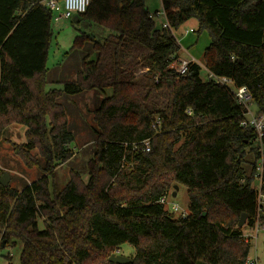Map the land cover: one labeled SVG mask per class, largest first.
<instances>
[{
  "label": "trees",
  "instance_id": "obj_1",
  "mask_svg": "<svg viewBox=\"0 0 264 264\" xmlns=\"http://www.w3.org/2000/svg\"><path fill=\"white\" fill-rule=\"evenodd\" d=\"M42 1L0 0V132L3 122L27 125L26 148L16 151L41 166L30 154L38 147L46 171L21 189L0 183V245L22 241V264H114L108 259L124 244L136 250L128 264H246L251 244L242 234L256 220V132L241 126L245 109L232 89L203 79L201 65L176 74L181 47L173 30L197 20V31L211 39L205 68L247 86L262 113L264 0H162L171 28L156 26L146 0H93L78 16L109 34L103 41L87 33L75 37L67 56L87 43L98 56L84 55L77 79L62 89H47L54 21ZM112 43L116 55L126 44L148 51L147 73L154 80L159 75L165 107L151 108L118 61L106 81L99 67ZM108 88L112 94L96 108L99 139L88 180L74 173L51 198L49 175L72 158L74 142L56 98ZM262 178L264 192V169ZM176 184L187 188L186 218L158 202ZM242 214L247 222L240 228Z\"/></svg>",
  "mask_w": 264,
  "mask_h": 264
},
{
  "label": "rangeland",
  "instance_id": "obj_2",
  "mask_svg": "<svg viewBox=\"0 0 264 264\" xmlns=\"http://www.w3.org/2000/svg\"><path fill=\"white\" fill-rule=\"evenodd\" d=\"M146 6L150 13L164 11L162 0H146ZM78 15L76 13L70 19H63L52 24L53 39L49 48L47 61L49 68L47 89H62L65 81L76 80L84 55L90 54V59L97 58L98 53L93 52L92 43H87L83 50H75L67 56V52L73 46L77 35L87 33L93 35L97 41H103L109 34V30L104 26L80 20ZM154 21L157 27H162L165 18L163 15L156 16ZM195 22V19H190L186 24L175 30L174 34L182 47V52H179L180 58L187 57L186 51H188L190 54L194 53L203 63V53L211 40L208 31L198 32L196 29H193L195 27L192 25ZM187 29L188 31H186ZM187 33L190 34L188 35ZM115 47L114 43L109 44L108 53L101 57L99 72L105 76L106 81H110L108 70L114 69L118 61L126 69L128 78L137 83L139 92L145 97L151 108L161 109L165 107L168 102L167 91L165 89H158L154 77L147 73L145 56L148 51L136 44H126L118 49L116 55ZM192 49L194 50L192 51ZM207 75L208 72L204 65H202V78L206 80ZM230 87L233 88L232 85ZM111 94V88L105 90V93H102L101 90L90 89L80 94L62 95L56 98L58 105L55 110L56 112L63 111L64 118H61L60 121L66 120L68 128L74 134V142L70 145L73 151L72 158L53 169L49 175L48 190L51 198H54L57 193L65 188L74 173L79 174L84 182L88 180V164L94 156L99 139L96 108L102 98ZM251 109L255 112L258 110V107L253 103ZM2 124L5 125L0 132L1 176L5 172L9 173V185L21 189L24 184H30L46 173L41 167L44 165V159L38 147L32 149L30 154L40 162L41 166L31 164L25 159L23 154L16 151V146H24L26 148L25 145L28 143L27 125L18 121L3 122ZM247 159L252 161L254 157L249 154ZM257 185L258 180H254L253 186L256 187ZM173 191L174 188L169 190L167 194L168 202L170 204L177 203L183 209H188L190 199L186 186L179 185L176 196H173ZM170 204L165 207H170ZM38 221L40 228H43L45 217L39 215ZM22 247V241L17 239L5 246L0 245V264H22ZM135 252L136 250L133 246L124 244L115 253L133 257ZM250 255L256 256L259 264H264L263 232L259 233L257 246L256 248H254V245L252 246Z\"/></svg>",
  "mask_w": 264,
  "mask_h": 264
},
{
  "label": "built area",
  "instance_id": "obj_3",
  "mask_svg": "<svg viewBox=\"0 0 264 264\" xmlns=\"http://www.w3.org/2000/svg\"><path fill=\"white\" fill-rule=\"evenodd\" d=\"M93 0H43V4L52 11L53 21L58 22L63 19H70L74 14L84 13L87 11ZM163 15L165 21L162 23L163 28H171L170 23L167 19L166 12L156 11L155 13H149V18L155 19L156 16ZM173 32H175L173 30ZM197 63L196 58L190 56L187 58H178L172 65L178 76H185L189 73L191 66ZM207 70V69H206ZM207 80H214L217 83L230 87L232 85V92L237 100L244 109V119L241 121V126L253 129L256 132V136L253 140L257 151L260 154V160L258 161L257 172L254 180H258L256 190V220L254 225L246 227L242 234V238L245 242L251 244V248L254 245L256 248L259 233L264 231V192H263V169H264V109L262 113L253 111L251 105L254 103L253 96L247 86H237L232 78L226 76H219L208 71ZM156 82L159 81V75L156 76ZM191 113V109L187 110ZM161 120L157 118L155 130H158L157 126H160ZM144 149L150 151V139L145 140ZM159 203L165 206L170 204L168 202V195L162 196ZM175 218H186L189 215L188 209H183L177 203H171L170 207L166 208ZM246 264H259V260L256 256L249 255Z\"/></svg>",
  "mask_w": 264,
  "mask_h": 264
},
{
  "label": "water",
  "instance_id": "obj_4",
  "mask_svg": "<svg viewBox=\"0 0 264 264\" xmlns=\"http://www.w3.org/2000/svg\"><path fill=\"white\" fill-rule=\"evenodd\" d=\"M10 180V175L9 173L5 172L1 177H0V183L3 186H8ZM179 189V185L174 186V191H173V196L177 195V190ZM206 215V213H205ZM247 222V214H242L239 222H238V227L242 228L246 225ZM2 246H5V242L2 243ZM109 262L114 263V264H128L132 261V259L128 256H125L123 254H118V253H113L109 257Z\"/></svg>",
  "mask_w": 264,
  "mask_h": 264
},
{
  "label": "crops",
  "instance_id": "obj_5",
  "mask_svg": "<svg viewBox=\"0 0 264 264\" xmlns=\"http://www.w3.org/2000/svg\"><path fill=\"white\" fill-rule=\"evenodd\" d=\"M189 21V20H188ZM187 21V22H188ZM186 22V23H187ZM186 23H184V24H186ZM192 26H194L195 28H193L194 30L196 29H198V22H197V20H196V22H195V24H193ZM186 31H188V29L186 30ZM188 35L190 34V33H187ZM211 40V39H210ZM209 46V45H208ZM180 47H181V45H180ZM194 49H192V51H193ZM181 52H182V47H181V50H180ZM186 51V50H185ZM186 53H187V57H190V56H192V57H194V58H196V60H197V63L199 64V65H201V67H202V65H204L201 61H200V59H199V57H197L194 53H189L188 51H186ZM204 54V53H203ZM187 57H181V58H187ZM179 58H180V56H179ZM205 67V66H204ZM261 232H263L264 233V231H261ZM259 238V237H258ZM256 246H257V244H256Z\"/></svg>",
  "mask_w": 264,
  "mask_h": 264
}]
</instances>
